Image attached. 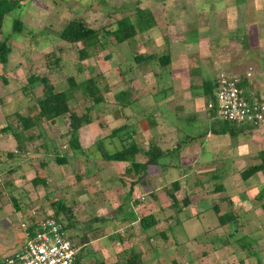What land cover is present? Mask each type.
Listing matches in <instances>:
<instances>
[{
    "label": "rangeland",
    "instance_id": "374dc122",
    "mask_svg": "<svg viewBox=\"0 0 264 264\" xmlns=\"http://www.w3.org/2000/svg\"><path fill=\"white\" fill-rule=\"evenodd\" d=\"M262 2L260 0L256 6L253 0H22V6L13 7L4 16L0 31V42L5 41L10 49L7 63L0 66V129L8 125L11 130H21L18 116L35 119L38 125L23 133L24 136L35 137L32 142L24 144L23 154L15 153V141L10 132L0 133V259L16 247L14 244L20 242V221L29 218L40 220L51 215L54 217V208L50 204L57 199L70 207L80 222L88 218L99 219V216L110 219L115 215L116 207L128 202L129 184L133 181L123 174L120 163L100 159L101 152L110 153L120 148L117 138L109 137L110 132L122 126L130 132V128L147 131L160 125L156 111L157 105L161 104L157 103L160 91L167 90V99L172 97L171 86L166 82L170 76L171 60L180 64L187 74L178 80V100L164 101L168 103L165 110L170 112L166 118L167 124L174 112L182 118L191 114L189 107L181 109L179 105L180 101H189V96L196 103V109L203 110L206 99L201 94L202 82L215 79L213 76L219 70V56L230 51L235 29L240 26H236L239 18L248 12L245 19L252 20L251 12L258 6L263 7ZM136 10L150 17L148 28L139 29ZM123 18L134 26L135 34L122 43H116L111 32L116 28V22ZM15 19H19L23 25L21 33L11 32ZM69 20H78L98 32L100 44L87 49L88 57L83 61L78 58L81 44H64L56 37V33ZM206 45L209 54L200 49ZM151 55L154 59L148 60ZM138 56H144V61L137 62L135 59ZM164 56H168L169 64L160 66L158 58ZM30 74L45 76L55 92L67 93V104L72 112L90 117L91 122L77 131L79 145L85 154L72 152L68 148L66 117L57 118L53 123L38 119L35 99L41 97V85H27L26 79ZM69 78L75 84L92 78L96 83L92 96L100 97L101 101L92 104V97L80 93L75 87L69 89ZM120 92H128V95L120 96ZM129 100H135V103L121 107V103ZM208 115L211 119L215 118L210 113ZM180 124L185 131V122L180 121ZM214 124L224 126V122L218 118ZM195 128L197 131L198 128ZM206 128L204 122V125H200L199 133ZM260 129L243 125V132H247L243 135L252 137ZM126 130L119 136L124 138ZM263 136L258 138L264 143ZM146 137L135 138L136 144L147 148V140L154 139V136L149 133ZM239 140L230 138V149L216 157L218 159L212 164L214 168H222V163L228 168L235 165L234 148L242 142ZM123 143L126 144L125 141ZM41 144H45L49 154L43 153ZM166 148H171V144H167ZM55 151L57 156H64L67 160L63 165L55 164L54 156L50 155ZM7 153L16 156L9 158ZM172 155L159 160V164L169 166L171 162L175 163L177 156ZM205 158L204 154L201 159H209ZM17 165L19 169L10 173L9 169ZM228 174L223 173L225 180L222 182L227 187L230 183L234 184V175ZM36 176L44 178L46 185L32 183L31 180ZM164 177L163 189L156 191L155 200L145 192L148 198L143 195L145 200L139 201L140 207L132 204L131 207H134L129 209L124 204L122 213L126 214L127 209L133 210V217L121 221V217L116 216L121 225L117 222L108 223L106 230H103V223L92 222L91 226L101 229L105 233L103 236H106L105 242L91 246L102 253H93L97 261L111 264L120 255L121 258H127L130 248L133 253L139 254L140 264H233L241 251L237 238L243 232L254 237L263 234L264 227H260V224L264 223V219L259 223L255 221L258 229L249 228L248 231L240 217L225 229L216 231L212 228L217 221L215 223V219L210 217L212 214L204 210L213 203V199L209 196L208 207L196 205L203 203L213 189L212 184L215 183L209 176L201 179V186L193 185L190 177L189 182L173 194L177 208H181L176 213L177 208L170 207L171 201L164 192V189L170 190L175 177ZM130 189L133 190V186ZM141 189L137 188L133 195H139L142 191L144 193L145 189ZM125 196L127 198L124 199ZM11 197L19 205L18 210L13 207ZM183 198L188 199V205H181ZM150 209L154 210L159 223L143 231L144 236H141L137 218L144 216L143 210L146 212ZM232 212L234 215L240 214L234 208ZM247 221L251 223V219ZM240 227L242 233L238 231ZM161 232L165 238L160 236ZM213 235L221 238V242L226 245L214 241ZM244 242L250 241L246 238ZM253 246L255 244L248 246L249 249L246 247L245 251L249 253L248 250Z\"/></svg>",
    "mask_w": 264,
    "mask_h": 264
},
{
    "label": "crops",
    "instance_id": "0c3cea01",
    "mask_svg": "<svg viewBox=\"0 0 264 264\" xmlns=\"http://www.w3.org/2000/svg\"><path fill=\"white\" fill-rule=\"evenodd\" d=\"M253 1L256 3V6H257L260 0H253ZM251 14H252L251 15L252 20L247 19V17L245 19V15L247 16L248 12L247 13L245 12V15L239 18L238 20L239 24L236 26L237 27L239 25L240 26L237 29H235L233 43L229 42L231 45L230 51L226 53H222L223 55L220 54L221 55L219 56L220 60H218V62L220 63L218 66L219 70L217 69L214 72L213 78L217 77L221 73L240 77L242 78L241 79L242 91L247 96H249L250 94L251 97H254L257 100H260L261 102L264 103V23H260V21L264 22V18H263L264 17V6L256 7L254 9V12L252 11ZM258 14L259 15L261 14V16H259ZM200 49L205 50L203 52H205L206 54H209L210 52L209 47L207 45L205 48L200 47ZM230 54L232 57H230ZM177 64L178 63H175L171 60V63H170L171 68H170V74H169L170 76L166 80V82L169 83V87L171 86L170 93L172 97L170 99H167L168 98L167 96L169 93L167 94V90L165 91L161 90L160 98L157 101V103L159 102L161 103L157 105L156 107L158 118L161 121L160 125L157 124L154 127V129H150L147 131H142V130L135 131L134 129L130 128V133H131L130 135L133 137L132 142L135 145L139 146L138 144H136L135 138L142 137V136L146 137L149 135V133L153 134L154 139L149 138L147 140V146L151 143H154L161 151L171 152L170 157L173 156L172 154H175L177 156V160L175 163L171 162L169 166L161 165L159 164L160 162H158V165L156 167L147 170L145 176H142L141 173L138 174L137 177L139 180H137L134 183L133 190L130 189V186H129L128 193L130 195L128 196L129 198L128 202H124L123 204H127L129 209H131L134 206L135 207L137 206L138 208L140 207L139 201L145 200L143 196L144 194H145V197L148 198V196H150V198H153L155 200L156 191L158 192L163 189L164 179H165L164 176H167V175H171L175 177V180L173 182H177L178 188H179L178 191L176 192H179L180 189L183 188L184 185H186V183L189 182L190 177H192L193 185L201 186V179L206 176H209V178L215 183V184H212L213 189L211 190V193L207 195L208 198L203 203H197L196 205L202 206V204H204L205 206H207L206 204L207 202H209L207 200H210V197H211V199H213L212 204H216L219 214H224V213L229 212L235 217V220H239L238 217H240V219L243 221V224H244L243 226L246 227V230L247 229L249 230V228L258 229L255 227L256 224L258 225L260 220L264 219L263 218L264 210L261 208V205L264 206V196L262 200L259 202L256 201L254 197L256 196L258 191L262 187H264V171L262 172L259 171L255 173L253 176H251L246 181L242 180V178L240 177V173L242 172V170H244L245 168L249 166H256L260 164L258 153L264 150V143L260 140V138H258V136L264 135V127L260 129L261 131L258 130V132L254 134L252 137H249L248 134L243 135V133H247V132L242 131L241 135L244 137L245 136L248 137V139H245L246 137L244 138L241 136H237L234 139V141L235 140L237 141L239 140V137H241V140L239 141H242V142L241 143L239 142L238 145L235 143V145H237L234 148L236 163L235 165L234 164L232 165L233 167L230 166V168H228L225 165V163L224 164L222 163V165H224L222 166V168H214L212 164L214 163L216 159H218L216 157L220 154L226 153V151L230 149V146H229L230 137H228L227 134H223L221 132L222 126L221 127L220 125L214 126L215 125L214 123L217 121L216 118L211 119L209 117L210 115H208V113L204 109L203 110L196 109V106H195L196 103H193V99H191L189 96L188 97L189 101H180L179 105L182 106L181 109H185L186 106L189 107L192 110L191 114H186V116H183L182 118L181 116H179L178 113L175 115L176 112H174L172 118H169L170 123L167 124L166 118L170 114V112H167L165 110V107H167L168 103L164 101L178 100V90H177L179 88L178 80H181L182 77H184V74H187L185 73L184 69L181 66H179L180 64L178 65ZM248 71L250 72V77L246 80L244 76H245V73ZM243 82L245 84H243ZM176 86H177V89H176ZM133 103H135V100L133 101L129 100L125 107L131 106ZM203 113H205L206 116H204ZM180 121L185 122L184 124L185 131H183V128H182L183 126L180 124ZM204 122L207 128L202 131L203 133L202 135V133H199V128H200V125H204ZM164 124L166 126H164ZM170 127L172 128V130L170 129ZM195 127L198 128L197 131ZM169 131L171 132L169 133ZM194 132L195 134L197 132V135H194ZM263 139H264V136H263ZM165 142L167 143L165 144ZM167 144L168 145L171 144V148L164 149L167 146ZM139 147L141 149L143 148L141 146ZM161 147H163L164 150ZM250 148L252 149L253 152L252 151L249 152ZM145 149L143 148V150ZM204 154L206 155L205 159H207L208 157L209 159L207 160L203 159L204 160L203 161L201 157L204 158ZM167 157L168 155H166L164 158H167ZM144 159L145 158L141 154H138L135 156L136 162H144L145 161ZM162 159H160V161ZM120 164L122 165V170L124 171V169L127 167V164H122V163ZM224 172L227 174L229 173L228 175L230 174L234 175V178H233L234 184L232 183L233 187L231 183L229 187H227L225 184L222 183L225 180V176H223ZM214 173L216 174V179L212 177ZM134 180L135 179H132L130 181H134ZM218 182H221L222 190L219 189L215 191V187L220 184ZM141 187L143 190L145 189L144 193L142 191V193H139V195H136V194L133 195L136 189L141 188ZM229 190H232V191L230 192ZM145 192H148L149 195L147 196V193ZM125 198L127 197L125 196L124 199ZM131 198H134V199H131ZM132 204L133 205L135 204V205L131 207ZM212 204H210L209 207ZM209 207L205 209L204 211L205 213L209 211L212 214V216L210 217L212 219L214 218L215 223H216L217 220L214 214L209 210ZM233 208L236 209L237 211H240V214L237 213L234 215L232 212ZM243 208H246V209L244 210ZM129 209H127L126 214L130 213L133 215V212H132L133 210L131 211ZM223 210L225 211L229 210V211L222 212ZM143 211H144V215L152 214L154 216L153 209H150V211H146V212L145 210ZM114 214H115V211H114ZM247 215H250V216L247 217ZM127 216L131 217L129 215ZM244 216L246 218H244ZM99 217L104 218L103 216H99ZM248 219H251L250 224L247 221ZM95 221L99 222V219H95ZM255 221H257L258 223H256ZM113 222H117L119 224L121 223V221L119 222L118 217H114L113 215L110 219L107 218V221L103 223L104 225L103 230L108 225V223H113ZM158 223H159V220L157 221L156 225ZM174 224L177 225L178 222L175 221ZM228 224L221 225V226H218V224H215L212 226V228L214 227L216 231H219L220 229L221 230L225 229ZM243 226L241 225V227L244 229ZM241 227L238 229V231L240 230L239 232L242 231ZM260 227H264V223L261 222ZM91 228L95 229L96 226L93 225V227ZM99 231H101L99 232L101 233L100 237L98 239L89 241L88 244H86L83 247L82 261H81L82 264H88L91 261L93 262V264L95 263V261L97 262V259L93 253H96L98 249L96 248L92 249L91 246L93 247L94 243L105 242L104 239H106V236H103L105 233L102 232L101 229ZM143 231L144 230L140 228L141 236H144ZM253 232L255 233L256 231H253ZM159 234L162 238H165L164 235H161L163 234V232ZM256 234L258 233L256 232ZM140 235H137V237ZM240 237H245L250 242L249 243L245 242L246 246L244 245V247H241V245L239 246V250L241 251L243 250V251L242 252L240 251L239 255L235 257V262L233 264H263L264 263V231H263V234L261 233L260 236H257V237L248 236L246 235V232L245 233L243 232ZM144 239L146 240V238ZM149 240L150 239H148V241ZM213 240L217 241L218 243L221 241V238H217L216 235H213ZM145 242L146 241H143V243ZM221 244L222 246L226 245L224 242ZM253 244H255V246H253L250 251L248 250L250 254L247 253L245 249L247 248L249 249L250 247L248 246L253 245ZM17 245L18 243H16V245L14 244V246H17ZM102 248H104V246H102ZM129 250L133 251V249H130V248ZM99 252H97V254H99ZM100 254L102 255L101 252ZM155 255H157V252L155 253ZM116 263H117V258L111 264H116ZM217 264H228V263L222 262V263H217Z\"/></svg>",
    "mask_w": 264,
    "mask_h": 264
},
{
    "label": "trees",
    "instance_id": "16d2710c",
    "mask_svg": "<svg viewBox=\"0 0 264 264\" xmlns=\"http://www.w3.org/2000/svg\"><path fill=\"white\" fill-rule=\"evenodd\" d=\"M22 0H0V31L2 26V21L4 19V16L8 14L13 7H20L23 4H20ZM138 24L140 25L139 29L142 28H148L150 17L146 14H144L142 11L136 10ZM141 25H144L141 27ZM23 29L22 23L19 21V19L13 20L12 26H11V32L12 33H21ZM111 34L114 36V39L116 43H122L127 39H130L134 34V26L126 19L123 18L121 20H118L116 22V28L114 31L111 32ZM56 37L58 40H60L64 44H81L82 47L78 51V58L80 61H83L87 59L88 53L87 49L94 47L95 45L100 44L97 40L98 32L96 30H93L91 28H88L83 25L82 22L78 20H69L62 29L56 33ZM10 52V49L6 46L5 41L0 42V66L7 63V56ZM154 56H149L148 60H153ZM137 62L144 61V56H138L135 59ZM158 62L160 66H166L169 63L168 56L159 57ZM4 81V80H3ZM27 85H31L33 83H39L41 85V97L35 99V105L37 108V117L40 120H47L50 123H53L56 121L57 118H67V129L65 132V136L67 137V145L68 148L72 152H79L80 154H85L79 145L78 142V135L77 131L82 128L83 126H86L91 122V119L86 114L77 115L76 113L72 112L67 104L68 101V95L65 91L62 92H55L53 89V86L48 82V79L44 77H38L35 75L30 74L28 78L26 79ZM243 84H245L243 82ZM68 86L69 89L75 87L80 93H84L87 96L92 97V104L99 103L100 97L96 96L93 97V89L96 87V83L92 78L83 80L80 84H75L72 78L68 79ZM241 86V83H240ZM215 87L214 79H207L202 82L201 85V94L206 100L212 99L213 90ZM120 96H127L128 92H120ZM119 98L117 97V100ZM128 102L121 103V107H125ZM87 111H89V108H87ZM210 114H213L211 110H209ZM18 116V115H17ZM36 120L29 118V117H21L18 116L17 122L21 126V130L17 131L15 129H12L6 125L3 128L0 129V133H7L10 132L12 138L15 141V153L17 154H23L25 152L24 144L26 142H32L35 137L32 135H26L24 136L23 133L25 131H28L35 126H37ZM123 127V126H122ZM116 128L110 132V138L116 137L118 142L120 143V148L117 150H114L110 153L101 152L100 159L103 161L108 162H115V163H122L127 164V167L124 169L123 174L126 177H129L131 179H135L130 186H133L134 183L139 180L137 175L142 174V176H145L147 170L152 169L158 165V162L160 159L164 158L166 155H170L171 152L169 151H161L156 144L151 143L148 145V147L143 150L137 145H135L131 141V133L126 130V128ZM123 130L127 131V134L124 138H122L121 132ZM243 131V126H236L234 124H228L224 123V126L221 128V132L223 134H227L228 137L231 139H235L237 136L241 135ZM113 140V139H112ZM123 141L126 142V144L123 143ZM100 142V140L98 141ZM40 148L43 149V153L45 155L49 154L47 147L45 144H41ZM141 154L144 158V162H136L135 156ZM54 156L55 164L57 165H63L67 160L64 156H57V152L55 151L54 154H50ZM7 156L9 158H13L16 155H13V153H7ZM258 157L260 160V164L256 166H249L242 170L240 173V177L242 180L246 181L251 176H253L257 172L264 171V150L260 151L258 153ZM86 158V157H85ZM19 169L18 165L15 168L9 169V172L12 173L13 171H16ZM214 179H216V174L214 173L212 175ZM32 183H40L42 186L46 185V181L44 178H33ZM170 190H165L164 192L166 196L170 199L172 208H177V201L174 197V193L178 191V184L177 182H172ZM222 190L221 183L215 187V191ZM264 196V187H262L254 199L256 201H261ZM11 202L13 207L18 210L19 205L17 204L16 200L11 197ZM183 206L188 205V199L183 198L181 200ZM51 208H54L52 210L54 217H52L55 220H57L63 227L64 231L68 235V239L72 243L74 247H77L78 255H77V264H82V249L83 247L88 244L89 241L98 239L101 235L99 233V230L97 228L92 229L91 225L92 222L95 221L96 218H88L85 221H78L75 215L73 214L70 207L66 206L64 202L60 199L55 200L50 204ZM124 204H121L116 207L115 209V215L121 217V221H125V219L128 217L127 215L133 217L132 214H124L122 213ZM261 208L264 210V206L261 205ZM181 208H177L176 212H179ZM209 210L214 214L218 226L226 225L228 223H233L235 221V217L231 213H224L219 214L218 208L216 207V204H212L209 207ZM107 219L105 218H99L100 223L106 222ZM137 222L139 224V227L142 230H148L156 225L157 220L152 214L144 215L142 217L137 218ZM163 235V234H161ZM246 238L240 237L237 239V242L241 247H244L246 244L244 242ZM222 243L221 241L219 242ZM225 243V242H224ZM222 245V244H221ZM246 246V245H245ZM127 253V252H126ZM129 256L127 258H124V256L121 258L120 256L117 258L116 264H140L139 263V254L133 253L131 250H129ZM124 255V254H122ZM88 264H93L91 261ZM94 264H104L103 261H95Z\"/></svg>",
    "mask_w": 264,
    "mask_h": 264
},
{
    "label": "built area",
    "instance_id": "2783aa9c",
    "mask_svg": "<svg viewBox=\"0 0 264 264\" xmlns=\"http://www.w3.org/2000/svg\"><path fill=\"white\" fill-rule=\"evenodd\" d=\"M245 79L250 72L245 73ZM240 77L219 74L215 77L212 99L204 110L213 117L236 126L264 127V103L247 96L240 86ZM21 240L0 264H77L78 248L68 239L62 225L52 217L29 218L19 223Z\"/></svg>",
    "mask_w": 264,
    "mask_h": 264
}]
</instances>
